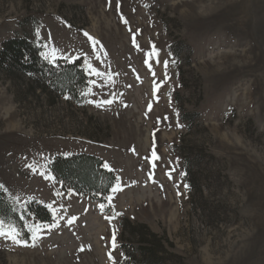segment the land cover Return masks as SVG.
<instances>
[{"label": "rangeland", "instance_id": "1", "mask_svg": "<svg viewBox=\"0 0 264 264\" xmlns=\"http://www.w3.org/2000/svg\"><path fill=\"white\" fill-rule=\"evenodd\" d=\"M10 38L86 85L0 66V264H264V0H0ZM83 156L95 190L50 169Z\"/></svg>", "mask_w": 264, "mask_h": 264}, {"label": "trees", "instance_id": "2", "mask_svg": "<svg viewBox=\"0 0 264 264\" xmlns=\"http://www.w3.org/2000/svg\"><path fill=\"white\" fill-rule=\"evenodd\" d=\"M38 56L35 48L29 42L27 43L23 39L10 38L5 40L0 47V66L17 65L23 70H30L31 74L43 75L49 81L61 84L59 89L74 92L77 96L81 93L80 91L86 85V76L82 69L76 68L77 70H74L75 67H79V61L68 63L66 68L55 74L51 70H42V68L36 66ZM97 163L98 161L92 156L72 157L71 159L56 160L50 164V169L64 180L85 182L95 190L100 179L110 176L109 173L94 170ZM89 176H92V178ZM31 211L42 220L47 219L48 214L43 206L34 207ZM0 216L9 221L7 205L2 197H0Z\"/></svg>", "mask_w": 264, "mask_h": 264}, {"label": "snow or ice", "instance_id": "3", "mask_svg": "<svg viewBox=\"0 0 264 264\" xmlns=\"http://www.w3.org/2000/svg\"><path fill=\"white\" fill-rule=\"evenodd\" d=\"M117 7H119V4H117ZM126 22V21H125ZM85 36H88V33H85ZM89 39H92L91 37H89ZM93 43H98V41H95L93 40ZM133 43L135 45V38L133 39ZM137 47H139L137 45ZM55 49H53V54L51 55V58L49 57V54L48 53H43V55L45 56L46 59H49L51 61H54L55 60ZM155 53L152 52V53H147L146 55L148 56H152L154 55ZM145 63L147 64L148 63V60L146 59L145 60ZM86 64H87V67L91 70V72L94 74V75H97V76H100V75H104L102 73H100L99 71H97L95 68H92L91 64H89L87 61H86ZM108 80L110 81L111 80V76L108 77ZM90 84H93L95 85L96 84V81L95 80H92L90 81ZM100 87H103V85H100ZM91 91V89H89V92ZM92 102H95L97 104L98 107L100 106H103L105 104H111L112 103V100L111 99H105V100H102V101H90V103ZM151 107V105H149V108ZM151 159L153 160H158L159 157L156 155V152L155 150H153L152 152V157ZM105 168H108L109 165L108 164H105L104 165ZM48 179H51L52 177H47ZM150 178H151V174H150ZM133 183H135V181H133ZM185 187H187V185H185ZM0 188H3V185H0ZM121 190V187H120V183H119V178H117V183L112 187V192L115 193L117 191H120ZM106 200L109 201V203L111 202L112 200V196L109 195L107 197H105ZM49 207H51V205H49ZM99 208L101 211L104 210L105 208V205L104 204H100L99 205ZM116 215H119V213H116ZM76 219V217H72L71 219L68 220V223H72L74 222ZM111 219V218H109ZM3 225H4V221L0 220V236H3L5 239H10L14 244H24L26 243L25 241H23L21 238H20V234L19 232L16 230L15 226H12L10 227L7 231L3 230ZM56 225H49V227H54ZM38 228L39 226H37V231H38ZM34 240L35 239H38V236L36 235V233L34 232L33 233V237H32ZM34 246V245H33ZM113 247H115V233H113ZM111 258V256H110Z\"/></svg>", "mask_w": 264, "mask_h": 264}]
</instances>
